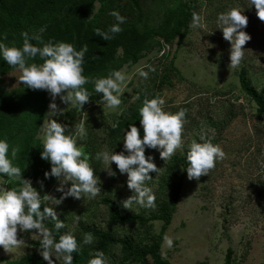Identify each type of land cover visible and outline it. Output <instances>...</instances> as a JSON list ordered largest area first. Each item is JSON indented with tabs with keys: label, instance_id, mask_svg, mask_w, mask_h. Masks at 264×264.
I'll return each instance as SVG.
<instances>
[{
	"label": "rangeland",
	"instance_id": "374dc122",
	"mask_svg": "<svg viewBox=\"0 0 264 264\" xmlns=\"http://www.w3.org/2000/svg\"><path fill=\"white\" fill-rule=\"evenodd\" d=\"M49 1L25 20V28L34 36L42 32L45 24L66 16L76 5L92 1L88 19L107 28L116 23L110 12L118 11L126 18L120 25V33L128 34L134 29L147 45L142 58L119 69L128 77L119 93V107H106L101 103V93L79 108L74 117L69 116L74 107L59 98L55 102L64 110L63 115L54 116L47 109L44 120L56 119L65 125L66 135H74L75 126L84 122L87 138H77V146L91 157L89 164L101 188L95 199L67 197L54 205L43 200V196L61 198L63 193L56 190L60 181L52 177L42 184L32 182L41 195V203L53 207L64 221L65 234L71 232L91 258L95 251H103L108 264H155L151 256L153 241L164 226L163 217L170 212L159 250L160 258L167 264H226L228 253V264H264V104L245 92L240 84L243 70L264 101V22L256 16L254 6L248 8V0ZM58 4L63 8L61 11ZM234 7L248 17V26L242 30L252 39L245 45L240 66L230 70L231 45L223 39L222 30L217 29L216 19L219 13ZM188 8L203 17L206 29L190 28L191 17L181 39L180 33L170 43L163 41L158 33L160 25ZM9 40L15 41L13 35L8 30H0V43L6 45ZM122 53L119 47L116 57L121 58ZM141 71L148 72L147 79L139 75ZM20 75L16 69L2 77L6 91L24 86L19 82ZM156 97L165 100L163 108L167 112L186 110L184 147L168 161L152 149L148 156L154 157L153 162L161 169L159 175L150 173L153 180L147 185L156 195V207L153 210L133 205L134 210L125 209L122 201L133 195L127 187V175L109 176L103 163L95 160V154L105 149L123 151L122 140L130 130L129 125L142 128L138 110L144 99ZM50 102L51 99L48 106ZM201 133L220 145L225 157L216 162L207 176L189 180L187 172L182 170L186 167L188 144L192 140L202 142ZM37 138L43 142L41 127ZM111 168L116 171L115 163ZM50 170L51 163L47 168ZM0 186L6 187L2 177ZM70 186V183L66 185L65 191ZM105 199L115 201L124 214L143 217L146 222H112ZM95 231L113 235L116 243L102 248L94 236L92 245H84L83 234ZM165 236L172 239V247L166 244ZM19 238L24 243L10 253L0 247V264H11L30 253L42 257L40 246L33 245L41 239L38 234L19 233ZM53 260L55 264H62L55 257Z\"/></svg>",
	"mask_w": 264,
	"mask_h": 264
},
{
	"label": "clouds",
	"instance_id": "9594fccd",
	"mask_svg": "<svg viewBox=\"0 0 264 264\" xmlns=\"http://www.w3.org/2000/svg\"><path fill=\"white\" fill-rule=\"evenodd\" d=\"M253 6L258 19L264 22V0H248V8ZM110 15L115 18L116 23L111 25L108 31L99 28L94 30L96 36L105 41L113 39L114 34L120 33L122 31L120 25L126 20L115 10L110 12ZM248 23V17L235 7L217 16V29L222 30L223 39L231 45L228 65L230 70L240 66L244 58L245 45L252 39L242 30L248 26ZM189 27L194 30L206 29L203 17L194 11ZM22 36V48L0 43V56L10 67L17 68L21 72L20 83L32 90L48 92L51 98L49 112L54 116L64 114V110L55 102L57 98L64 104L79 106L82 109L90 100L89 92L84 87L89 82L94 83L96 93L103 94L101 103L108 108L119 107L121 104L119 93L128 79L123 70H113L106 78L90 81V78L83 75L87 45L81 50H76L71 43L41 41L43 46L38 47L34 46L30 39L39 41V37L30 38L27 32L22 33ZM4 38L7 39L6 36ZM37 57L43 63L30 65L27 63L28 60ZM139 75L144 79L148 78V72L141 71ZM164 104L163 98H145L142 107L138 110L143 137L141 138L140 129L135 124L129 125L130 130L125 132L122 140L123 151L117 153L105 149L95 154V160L103 163L104 170L109 176L116 175L111 168L113 163L120 174L127 175V187L133 195L122 201V207L125 209L134 210L133 205L153 210L156 207V195L147 185L153 180L150 173L156 172L159 175L161 169L153 162L154 157L146 156V149L159 151L160 158L168 161L177 150L184 147L182 134L186 123V110L181 109L176 113L167 112L163 108ZM112 127L115 128L116 125L113 124ZM41 128L44 132L41 158L51 163V170L45 172V178H57L60 184L56 190L63 193L59 199L46 194L43 200L59 205L67 197L78 200L95 199L100 194L101 188L98 187L99 181L89 164L91 157L77 146V138L80 140L87 138L84 122L81 121L75 126L74 135H66V126L56 119L44 120ZM200 141L202 142L192 140L188 144L186 167L182 170L187 172L189 180H199L202 176H207L215 168L216 162L225 157L220 145L212 143L206 133H201ZM9 147L6 140H0V174L10 180L20 181L21 186L12 189L0 186V247L6 253H10L12 249L24 243L19 238V233L34 232L41 237L39 253L47 264H55L53 257L62 261V264H73V254L80 250L75 236L69 232L60 235L57 241L52 230L45 227L44 222L49 218L55 221L54 227L57 231L64 228L65 223L58 218L53 207H44L41 210L40 193L32 186L30 180L21 179V169L13 166L12 159L16 158L19 149L12 148V159H9ZM69 183L71 186L65 191V186ZM164 240L168 247H172L173 241L170 237L165 236ZM93 243V234L84 233L83 244ZM88 264H108L105 253L101 250L95 251Z\"/></svg>",
	"mask_w": 264,
	"mask_h": 264
},
{
	"label": "trees",
	"instance_id": "16d2710c",
	"mask_svg": "<svg viewBox=\"0 0 264 264\" xmlns=\"http://www.w3.org/2000/svg\"><path fill=\"white\" fill-rule=\"evenodd\" d=\"M48 0H0V30H8L15 41L9 40L6 44L9 47L22 48L23 36L22 33L27 32L29 37H39L40 40L30 39L34 46L42 47L43 43L49 41L53 43L66 42L71 43L76 50H81L85 45L88 47V52L85 54V62L83 64V75L90 78V81H95L99 78H106L113 70H119L123 64L136 63L143 57V51H147V45L142 36H138L134 29L125 34H114L113 39L109 41L103 40L96 36L95 29L99 28L102 31H108L109 27L105 28L94 23V20L88 19V13L92 9V1H85L82 4L76 5L74 9L68 12L66 16H60L53 20L50 24H45L43 30L38 35H32L25 28V20L28 16L41 10L43 5ZM60 0H50V3ZM61 6L60 4H58ZM63 8L60 7L59 11ZM192 17V12L188 8L180 16H174L171 20H167L160 25L159 36L166 43H170L180 33V39L187 31V26ZM41 41L43 43H41ZM122 49V57H116L118 48ZM27 63L41 64L43 63L39 57L34 60H28ZM17 68L10 67L6 61L0 56V140H6L9 144L8 158L11 157V149L18 148L19 151L15 159H12L13 166L21 169V179H27L31 182H46L45 172L50 164L41 158L43 151V142L37 138L38 131L44 121L45 114L48 109V101L50 96L44 90H32L25 85L21 88L6 91L2 86V77L10 71ZM240 84L245 92L257 99L260 104L264 101L260 98L256 90L252 87L247 78L245 71L240 72ZM89 92V99H97L98 96L94 90V83L89 82L84 85ZM79 106H75L69 116L74 117ZM141 138L143 137V129L140 128ZM152 149H146V156L150 154ZM117 177L119 170L116 167ZM0 177L6 182V188H19L20 181L10 180L7 176L0 174ZM104 204L109 210L110 220L116 224L145 223L146 220L140 216H132L124 214L118 204L111 200L105 199ZM45 206L41 203V210ZM174 209V202L171 210ZM170 212L164 217V226L161 229L156 240L153 241L151 256L155 264H167L160 258L159 250L162 242V237L166 226L169 224ZM59 218V217H58ZM60 219V218H59ZM49 229L52 230L53 236L59 240V236L65 234L61 228L55 230V221L50 218L45 222ZM93 236L100 240L102 248L116 243L113 235L102 231L92 232ZM78 243V242H77ZM34 246H40V241L33 242ZM79 251L74 253L73 264H88L91 257L88 251L79 243ZM2 259H0L1 261ZM229 262V253L226 258V264ZM11 264H47L42 257L30 253L18 261Z\"/></svg>",
	"mask_w": 264,
	"mask_h": 264
}]
</instances>
